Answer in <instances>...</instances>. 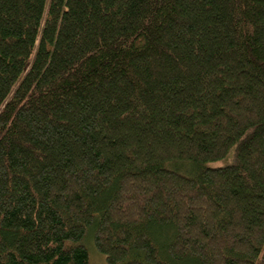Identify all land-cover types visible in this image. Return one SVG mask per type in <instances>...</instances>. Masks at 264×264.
<instances>
[{"label": "trees", "instance_id": "obj_1", "mask_svg": "<svg viewBox=\"0 0 264 264\" xmlns=\"http://www.w3.org/2000/svg\"><path fill=\"white\" fill-rule=\"evenodd\" d=\"M90 243L264 264V0H0V264Z\"/></svg>", "mask_w": 264, "mask_h": 264}, {"label": "rangeland", "instance_id": "obj_2", "mask_svg": "<svg viewBox=\"0 0 264 264\" xmlns=\"http://www.w3.org/2000/svg\"><path fill=\"white\" fill-rule=\"evenodd\" d=\"M231 157L223 160L208 164L209 167H222L230 163ZM89 254V264H106L105 257L100 254L96 248L90 243V246L86 245Z\"/></svg>", "mask_w": 264, "mask_h": 264}]
</instances>
